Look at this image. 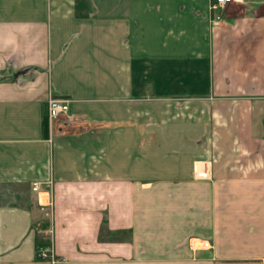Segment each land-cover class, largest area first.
Here are the masks:
<instances>
[{"label":"crops","instance_id":"1","mask_svg":"<svg viewBox=\"0 0 264 264\" xmlns=\"http://www.w3.org/2000/svg\"><path fill=\"white\" fill-rule=\"evenodd\" d=\"M262 8L0 0V264H264Z\"/></svg>","mask_w":264,"mask_h":264},{"label":"built area","instance_id":"2","mask_svg":"<svg viewBox=\"0 0 264 264\" xmlns=\"http://www.w3.org/2000/svg\"><path fill=\"white\" fill-rule=\"evenodd\" d=\"M234 0H209V9L211 11H216L225 8L227 5L231 4ZM70 100L60 99V98H50L47 101V118L49 125L52 126L56 121L63 120L67 125L73 123L76 117L70 114ZM195 176L199 179L207 180L210 177L208 170L196 169ZM33 188L38 189V185L33 183ZM42 195L37 198V205L40 213L48 220V225L52 224V211H53V201L48 190H42L39 192ZM39 257L44 259L47 255L44 252L39 253ZM64 258H50V264L64 263Z\"/></svg>","mask_w":264,"mask_h":264},{"label":"water","instance_id":"3","mask_svg":"<svg viewBox=\"0 0 264 264\" xmlns=\"http://www.w3.org/2000/svg\"><path fill=\"white\" fill-rule=\"evenodd\" d=\"M263 10L259 13V15H264V8H262Z\"/></svg>","mask_w":264,"mask_h":264}]
</instances>
